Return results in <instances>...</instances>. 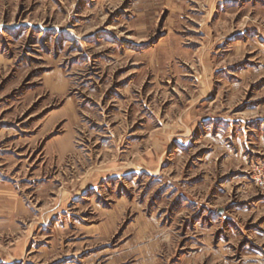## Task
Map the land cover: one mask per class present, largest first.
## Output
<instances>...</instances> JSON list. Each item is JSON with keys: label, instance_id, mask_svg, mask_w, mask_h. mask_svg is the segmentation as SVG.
<instances>
[{"label": "rangeland", "instance_id": "rangeland-1", "mask_svg": "<svg viewBox=\"0 0 264 264\" xmlns=\"http://www.w3.org/2000/svg\"><path fill=\"white\" fill-rule=\"evenodd\" d=\"M264 0H0V264H264Z\"/></svg>", "mask_w": 264, "mask_h": 264}, {"label": "built area", "instance_id": "built-area-1", "mask_svg": "<svg viewBox=\"0 0 264 264\" xmlns=\"http://www.w3.org/2000/svg\"><path fill=\"white\" fill-rule=\"evenodd\" d=\"M262 185H264V184H262Z\"/></svg>", "mask_w": 264, "mask_h": 264}]
</instances>
